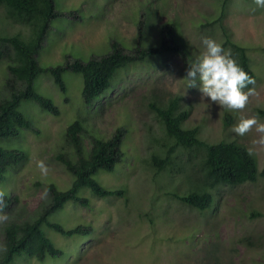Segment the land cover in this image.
Here are the masks:
<instances>
[{"label":"rangeland","instance_id":"1","mask_svg":"<svg viewBox=\"0 0 264 264\" xmlns=\"http://www.w3.org/2000/svg\"><path fill=\"white\" fill-rule=\"evenodd\" d=\"M222 0H55V11L46 40L36 56L41 67L63 65L68 59L87 61L101 57L117 42L128 53L137 47L141 24L142 47H159L166 23L177 25L179 53L160 51L121 70L117 88L95 107H86L79 74L62 75L65 93L47 74L34 81L37 93L58 109L54 116L32 101L20 103L19 111L31 122L15 139L0 141L3 149H18L26 159L0 182V194L16 198L10 218L32 215L45 200L49 184L69 188L72 177L60 156L72 158L65 139L67 127L82 121L87 134L108 139L119 127L126 129L124 159L113 173L99 172L95 180L106 189L123 190V197L99 198L79 192L87 206L67 203L52 214L51 222L65 229L90 226V237L65 238L50 229L46 235L65 253V261L46 259L40 263L18 259L16 264H264V145L253 144L262 135L252 127L243 136L232 128L241 119L256 116L264 122V8L253 0H229L222 24L232 41L246 49L254 72L255 94L246 106L228 110L204 97L199 81L188 86V66L204 52L203 37L221 43L214 23ZM0 31L6 35L27 34L24 26L11 21L0 7ZM226 49V48H225ZM6 77V62L0 61V96ZM178 99V109L187 110L183 128L198 129L206 143L236 141L256 158L260 175L255 183L226 186L214 193V204L205 212L183 205L174 193L184 195L200 184L193 168L199 157L181 148L172 156L178 172L155 173L153 154H162L174 142L166 138L153 110ZM153 105V107H152ZM230 123L225 124V117ZM88 145L89 136L84 138ZM198 154V153H196ZM37 161L47 166L41 174ZM190 163L194 165L191 169ZM195 174H194V173ZM214 192V191H213ZM0 222L2 226L10 219ZM79 245V246H78Z\"/></svg>","mask_w":264,"mask_h":264},{"label":"trees","instance_id":"2","mask_svg":"<svg viewBox=\"0 0 264 264\" xmlns=\"http://www.w3.org/2000/svg\"><path fill=\"white\" fill-rule=\"evenodd\" d=\"M228 1H221L218 18L214 23L207 25L219 28L221 37L224 38L221 41L223 47L231 52L239 65L255 80L256 76L250 68L246 49L232 41L227 28L221 22ZM0 7L4 9L6 17L27 29L26 35L19 32L6 35L0 31V61L6 62V77L0 96V141L15 139L22 130L31 129V122L19 111L23 101H32L45 112L58 115V109L53 102L34 89V81L39 75L50 76L58 89L65 93L63 73L70 71L79 74L82 78L83 103L92 108L103 99L109 103L108 95L117 88L116 78L121 70L160 51H180L176 43L175 22L166 23L162 28L159 47L144 48L141 44V24H138L137 47L134 53L126 52L117 42H112L110 51L101 57L87 61L67 59L63 65L41 67L36 56L46 40L51 20L62 15L55 11V0H0ZM153 110L166 138L172 140L175 145L164 152L161 150L162 154L152 155L150 163L154 172H178L172 156L176 147L195 152L193 156L199 157L198 167L193 168L192 163L189 167L193 168L192 171L196 173L197 183L200 185L190 188L184 195L174 193V197L183 205L198 212H205L213 207L214 193L218 189L255 183L259 176L263 175L258 171L256 158L241 143L222 140L209 144L198 137L196 127L183 128L188 111L178 109L177 98L171 100L165 108L154 106ZM260 113L264 114V111ZM230 121V117L226 116L224 123ZM87 133L82 121H75L67 127L65 139L72 147L74 156H60L59 160L71 175L72 182L69 188L63 191L58 190L54 184L47 185L46 198L32 215L22 219L12 216L10 218L12 203L17 200L11 195H0V214L10 218L0 232V264H16L18 259H31L40 263H45L46 259L65 261L64 251L54 245L46 235L45 229L65 238L90 237L92 229L84 225L65 229L62 224L51 222L52 214L61 210L67 203L86 207L87 199L79 193L83 190L102 199L123 197V190L106 189L95 177L99 172L113 173L124 159L123 141L126 129L117 128L108 139ZM86 135L89 136L88 145H85L83 140ZM25 159L22 150L0 147V182Z\"/></svg>","mask_w":264,"mask_h":264},{"label":"clouds","instance_id":"3","mask_svg":"<svg viewBox=\"0 0 264 264\" xmlns=\"http://www.w3.org/2000/svg\"><path fill=\"white\" fill-rule=\"evenodd\" d=\"M258 8H264V0H253ZM204 52L190 64L186 72L188 86H195L199 81L202 95L228 110L243 109L250 95L255 94V80L248 74L223 45L210 37L201 40ZM262 135L253 144L264 145V122L256 116L241 119L232 128L237 135L243 136L252 127ZM41 174L46 175L48 168L43 161H37ZM2 195V194H0ZM2 204V201H0ZM5 214H0V221L6 220Z\"/></svg>","mask_w":264,"mask_h":264}]
</instances>
